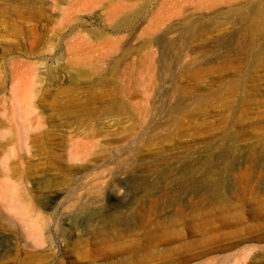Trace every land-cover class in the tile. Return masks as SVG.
<instances>
[{"label":"rangeland","instance_id":"374dc122","mask_svg":"<svg viewBox=\"0 0 264 264\" xmlns=\"http://www.w3.org/2000/svg\"><path fill=\"white\" fill-rule=\"evenodd\" d=\"M253 225L264 0H0V264H154L204 230L229 245L184 264H264Z\"/></svg>","mask_w":264,"mask_h":264},{"label":"bare ground","instance_id":"6f19581e","mask_svg":"<svg viewBox=\"0 0 264 264\" xmlns=\"http://www.w3.org/2000/svg\"><path fill=\"white\" fill-rule=\"evenodd\" d=\"M178 213L181 214L180 211H178ZM183 221L187 220L183 218ZM249 230L254 233L259 232V235H262L264 234V225H253L249 227ZM181 235L182 233H178V236ZM202 237V241L197 240L191 243H183L167 252H165V250L156 248L154 253H149L148 258L152 260L154 264H184L190 259L201 255L202 253H206L213 249H221L229 245L222 243L225 237L229 238L228 235L211 236L209 230H204L202 232Z\"/></svg>","mask_w":264,"mask_h":264}]
</instances>
